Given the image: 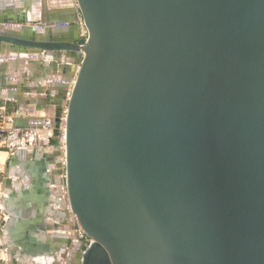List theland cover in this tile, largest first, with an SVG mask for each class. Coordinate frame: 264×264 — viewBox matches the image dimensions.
I'll return each instance as SVG.
<instances>
[{
    "label": "water",
    "instance_id": "1",
    "mask_svg": "<svg viewBox=\"0 0 264 264\" xmlns=\"http://www.w3.org/2000/svg\"><path fill=\"white\" fill-rule=\"evenodd\" d=\"M23 1L0 0V10ZM75 1H48L72 8L75 32L64 41L56 34L65 25L46 34L23 26L26 40L21 31L3 33L6 22L24 18H0L8 44L0 55L36 61L38 52L65 53L57 75L64 81L34 84L43 70L31 68L25 87L48 85L39 108L68 109L65 184L77 223L72 237L54 234L62 239L54 264L65 254L66 264H264V0ZM37 34L45 35L40 42ZM68 62L80 68L67 99ZM18 138V130L8 132L9 150ZM59 148L56 139L43 150L57 158L38 168L41 215L51 208L50 193L58 194L47 182L59 174ZM25 164L21 175L33 169ZM78 225L92 239L88 246Z\"/></svg>",
    "mask_w": 264,
    "mask_h": 264
},
{
    "label": "bare ground",
    "instance_id": "2",
    "mask_svg": "<svg viewBox=\"0 0 264 264\" xmlns=\"http://www.w3.org/2000/svg\"><path fill=\"white\" fill-rule=\"evenodd\" d=\"M48 1L49 0H25L20 6L15 7L14 5H11L0 10V18L4 16L14 17L20 13H24L21 17L25 19L24 23H12V21L6 22V25H8L9 28L5 30L3 29V33L9 36L10 34H18L21 31V34L23 36L22 38L29 40L28 35L30 34L28 32V29H24L23 26L33 25L41 29L43 33L46 34L54 25H65V27L68 29H64L63 31H60L58 34H56L57 38H63L62 41H64V38L69 36L70 31H72L74 34L75 31L71 26L73 25L74 20L73 16L71 17L70 14L72 8L51 7ZM74 4V6L77 7L75 0ZM14 29H19V31H16ZM43 36L45 35L37 34V42H40L39 40L43 39L41 38ZM5 46H8V44H6L5 41L3 42V40H0V52H3L2 49ZM13 49L17 50L18 52H29L35 50H28L19 47ZM78 50L81 51L80 48ZM64 54L62 55L60 61H63ZM0 59L5 60L4 63H0V79L2 80L4 85L5 82L8 81L7 85L0 87L1 89H4L3 96L5 98L14 100L16 98H20L21 101L31 97L30 100L32 101V108L36 107L39 109L36 103L40 105L45 104L44 101L47 98L45 91L48 85L45 88H25L27 86L26 83L31 80L27 75V71L29 69L40 68L43 70L42 73L38 74L37 72L33 75L34 78L41 77L43 75L42 79H34L32 81L34 84H39L41 82L47 84L51 81H64L63 78L57 76L58 74L62 73V65L58 61L54 62L55 60L51 52H38V59L36 61L30 60L28 55H22L21 53H17L16 55L4 53L0 55ZM43 60L47 61L46 67V64H44ZM52 63L53 66L51 65ZM67 65H71L72 67L70 80L68 81V90L71 91L75 81V76L78 69L80 68V64L77 62H68ZM47 68H49V70L46 71ZM52 68L53 70H51ZM48 72L55 73L56 76L48 78L46 77V73ZM51 88H57L59 94L63 90V88H60L58 86H52ZM10 89L14 90L15 94H10ZM24 102L25 101H22L21 103ZM47 107L55 111L60 110V108L52 104L48 105ZM16 120L21 121L19 119ZM55 140V138H52V143H54ZM14 141L15 140H13L12 138V143ZM22 151L25 150L18 149L11 154L12 157L14 154H16V157L14 161L11 162L13 168L6 174L4 178L3 195L0 198L1 203L4 206L6 204L8 205L10 212V223L7 225L9 229H6V234L4 235L3 239L4 242L8 243V251L10 254L9 262L12 264H54L53 251L57 246L60 245V242L62 241L61 238L55 237L54 234L69 235L72 237V233L74 231L73 225L76 223V216L70 209L71 207L68 196L64 194L65 178H61L60 176H57L52 183L47 182L50 187L53 188V191L58 194L57 196H54L52 195L53 193H50V196L53 199L52 202H49L51 208L47 209V211H45V213L41 215V213L39 212V207L41 205V200L44 193L42 191H37V188H39L41 185V177L40 173H38V168L43 163H41V161H45V163L49 162L51 159V161H56L57 157L55 158L53 155L44 154L42 147H37V149L35 147H29L28 152ZM2 160L3 159H1V161ZM25 161L33 163L31 164L33 166V169L31 170V174L25 172L23 175H21L18 170L26 167ZM51 172L53 173V170ZM33 183L35 186L34 190H32L31 187V184ZM24 186L28 189L30 188V190L25 191ZM48 210L56 211V215H54L56 219L53 215L50 214ZM37 214L40 215L39 218L41 217L42 219H45V221L36 219L35 217ZM14 219L16 221H14ZM50 221L52 222L51 224ZM41 237L45 239V242L48 243L46 247H42V244L39 242V239ZM77 241L78 239L76 240V242ZM12 254H14V256H12ZM65 255H63L64 260H62L58 264H66L68 262L67 260H65Z\"/></svg>",
    "mask_w": 264,
    "mask_h": 264
},
{
    "label": "built area",
    "instance_id": "3",
    "mask_svg": "<svg viewBox=\"0 0 264 264\" xmlns=\"http://www.w3.org/2000/svg\"><path fill=\"white\" fill-rule=\"evenodd\" d=\"M71 91H67V99L69 98ZM12 100L8 98L0 99V150H5L7 153L8 148V132L12 130L19 131L18 143L12 152L23 149L29 150V147H35L37 149L42 147L43 150L50 149L52 147V138L58 139L60 142V162L61 166L59 169V174L61 178L66 176V118H67V104L60 107V110L55 111L49 109L46 105L43 108H32L31 103H21L16 102L14 108H10L9 105H6L3 101ZM35 110V112H34ZM42 111V112H41ZM14 119H19L17 121L19 127L15 126L16 122ZM5 163V162H4ZM3 165L5 171V164ZM2 172L3 170L0 169ZM3 182H0V198L3 195ZM65 192L67 194L66 184L64 185ZM75 215V214H74ZM10 220V212L7 207L1 203L0 199V264H12L9 262V251L8 243L4 242V235L6 234V225ZM77 223V218H76ZM77 236L80 239H83L84 243L88 246L91 242L86 243V237H89L85 234L81 226H77ZM85 236V237H84ZM85 239H84V238ZM91 239V238H90ZM92 241V239L90 240Z\"/></svg>",
    "mask_w": 264,
    "mask_h": 264
},
{
    "label": "rangeland",
    "instance_id": "4",
    "mask_svg": "<svg viewBox=\"0 0 264 264\" xmlns=\"http://www.w3.org/2000/svg\"><path fill=\"white\" fill-rule=\"evenodd\" d=\"M24 13H20L16 16H19L21 17ZM12 15V14H11ZM10 15V16H11ZM79 37H82V38H87L86 36L88 35V31H87V28L83 22V19L81 18V15H80V21H79ZM46 52V51H45ZM47 52H51L54 60L60 62L61 58H62V55L64 54V51L63 50H60V49H56V50H47ZM6 105H9V106H13V105H16V102H14V99L12 100H6V101H3ZM8 153L5 151V150H0V163H4L7 161V158L9 157L10 155V150H7ZM4 155V156H3ZM1 159H3L1 161ZM5 160V161H4ZM0 169H2L3 171L1 172L0 171V182L3 181V179L5 178L6 174H5V171H4V168H3V165L0 164ZM1 185V184H0ZM85 237V236H84ZM83 237V238H84ZM85 239V238H84ZM90 237H86L85 241L86 243H89L91 242L90 241ZM87 246V245H86Z\"/></svg>",
    "mask_w": 264,
    "mask_h": 264
},
{
    "label": "trees",
    "instance_id": "5",
    "mask_svg": "<svg viewBox=\"0 0 264 264\" xmlns=\"http://www.w3.org/2000/svg\"><path fill=\"white\" fill-rule=\"evenodd\" d=\"M15 107V105H13V106H10V108H14Z\"/></svg>",
    "mask_w": 264,
    "mask_h": 264
}]
</instances>
